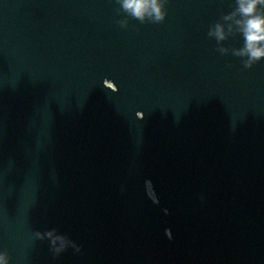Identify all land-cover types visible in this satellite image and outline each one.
I'll return each instance as SVG.
<instances>
[{
    "label": "water",
    "instance_id": "1",
    "mask_svg": "<svg viewBox=\"0 0 264 264\" xmlns=\"http://www.w3.org/2000/svg\"><path fill=\"white\" fill-rule=\"evenodd\" d=\"M234 6L141 23L116 0H0L9 264H264V60L233 55Z\"/></svg>",
    "mask_w": 264,
    "mask_h": 264
},
{
    "label": "clouds",
    "instance_id": "2",
    "mask_svg": "<svg viewBox=\"0 0 264 264\" xmlns=\"http://www.w3.org/2000/svg\"><path fill=\"white\" fill-rule=\"evenodd\" d=\"M120 9L139 20L141 23H160L165 19L166 12L164 0H116ZM233 10L222 17L227 24L228 33L235 31L243 37V47L234 50L233 55L243 58L244 68H250L254 63L264 60V0H234ZM121 27L126 26L125 21H120ZM209 37H215L217 41L226 38L225 24L215 23L209 28ZM219 51L224 54L228 50L221 48ZM148 194L152 195L151 186L148 185ZM34 236L37 240L47 239L54 254H59L71 246L76 251L79 247L67 240L64 235H58L55 230L46 232L36 231ZM0 264H9L7 254L0 251Z\"/></svg>",
    "mask_w": 264,
    "mask_h": 264
}]
</instances>
